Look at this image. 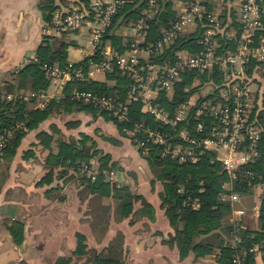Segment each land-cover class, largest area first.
<instances>
[{
	"label": "crops",
	"instance_id": "obj_1",
	"mask_svg": "<svg viewBox=\"0 0 264 264\" xmlns=\"http://www.w3.org/2000/svg\"><path fill=\"white\" fill-rule=\"evenodd\" d=\"M44 1L0 0V95L5 98L3 92L13 87L14 92L11 93L21 94L19 98L26 100L29 111L46 109L49 101L55 100L49 116L27 131L16 153L13 156L0 155V264H94L90 253H77L79 233L86 238V250L98 252H105L115 237L122 233V255L126 264H222L217 261L219 249L204 256L190 251L182 257L176 244L172 246L166 242L176 229L162 206V181L153 174L146 157L130 137L121 134L114 120L99 112L69 109L59 103L65 95L67 82L72 79L71 75L52 78L46 71L47 77L51 78L50 83L40 91H34L31 84L20 85L18 71L38 59L37 50L45 37L67 43V62L91 59L100 50L92 42L90 25L69 32L51 29V22L45 18L42 9ZM52 2L56 9L66 10L74 6L88 8L90 0ZM129 3L133 4V9L121 16L114 28V33L122 38L123 46L137 36L135 27L138 20H134L133 11L141 13L146 8V0ZM157 3L156 13L168 12L167 3L169 12H175L176 16L182 8L179 0H157ZM149 28L148 22L147 28L140 31L138 37L141 41L147 38ZM200 29V25H193L182 34L198 33ZM80 35L89 43H80ZM99 45L117 49L110 39H107L106 45L100 39ZM176 52L192 53L184 48ZM141 59L148 62L151 55L143 51ZM53 66L60 65L55 63ZM88 79L116 84L107 71L91 65ZM260 79L256 81L258 100L260 97L264 99V77ZM195 84L197 82L192 80L185 85L189 93L187 97L193 101L209 89L206 85ZM172 91L168 96L163 95L171 103L175 94ZM162 102H165L163 97ZM21 125L22 128L24 122ZM42 131H46L47 136L41 135ZM84 134L91 137L103 153L111 155L117 168L118 182L143 197L134 202V210L129 216H121L117 212L115 197L84 192L81 181L68 177L73 174L72 169L65 176L62 175V163L49 162L50 155L60 150L59 141L79 140ZM91 162L97 165L98 156ZM51 169L54 170L52 178L44 180ZM223 188L222 199L229 202L232 208L225 221L233 222L237 233L239 229L261 231L263 187L253 186L244 192L236 189L233 183H228ZM144 201L153 205V218L143 212ZM17 222L23 225L24 232V240L20 244L15 241L10 228ZM262 257H256V264H264Z\"/></svg>",
	"mask_w": 264,
	"mask_h": 264
},
{
	"label": "built area",
	"instance_id": "obj_2",
	"mask_svg": "<svg viewBox=\"0 0 264 264\" xmlns=\"http://www.w3.org/2000/svg\"><path fill=\"white\" fill-rule=\"evenodd\" d=\"M131 1L90 0L88 8L74 6L53 11L50 28L55 31L67 32L82 29L85 25L92 26V42L100 49V59L90 60L89 65L107 72L117 66L132 79L129 97L125 101L118 96L82 89H75L74 97L107 111L125 126L124 131L131 134L145 154L149 152V143H152L162 146L163 158L179 162H198L208 156L210 162L219 160L222 163V170L228 175L222 182L224 187L237 182L264 188V172L253 166L264 156V120L259 117L260 110L264 109V100L263 97L258 100L256 94V81L264 77V0H179L182 8L171 27L162 30L161 36L153 42L144 44L138 35L147 28L148 19L158 10L157 0H146V8L135 27L137 36L127 49L119 52L114 47L100 46L104 30L123 5ZM193 25L201 26L198 42L202 49L199 52H176L173 58L167 57L163 61H142L143 51L151 56L162 54L167 45ZM251 58L258 62L253 74L249 75ZM45 68L50 76L87 78L82 66H75L73 62L64 67L46 64ZM194 71H198L193 78L197 82L195 85H206L208 91L197 96L195 101L187 97L173 108L164 104L163 94L168 96L185 75H192ZM215 72L221 75L219 84L211 77ZM201 73L208 74L206 79L200 76ZM185 92L188 89L185 88ZM3 96L7 99L22 97L5 91ZM132 101L141 102L143 111L151 114L157 125L167 124L170 129L162 130L146 119L133 121L131 127L125 125L132 121ZM258 104L262 107L253 114L252 110ZM20 127L21 123H18L0 133V155ZM84 166L92 170V179L99 174L112 178L107 168L97 170L94 162ZM201 205V198L192 195L184 204L193 209ZM233 234L235 240H240L237 229ZM235 244L233 242L232 245ZM251 251L255 257L264 256L261 245L254 246ZM233 264L249 263L239 253H234Z\"/></svg>",
	"mask_w": 264,
	"mask_h": 264
},
{
	"label": "trees",
	"instance_id": "obj_3",
	"mask_svg": "<svg viewBox=\"0 0 264 264\" xmlns=\"http://www.w3.org/2000/svg\"><path fill=\"white\" fill-rule=\"evenodd\" d=\"M42 6L45 18L52 19V13L56 7H53L52 0H45ZM168 12L156 13L150 19V28L148 29V36L144 44L153 42L156 38L161 36L162 30L171 27L172 21L176 18L175 12H169V3H167ZM133 9V4L127 3L117 12L113 17L111 24L104 30L102 40L106 45L107 39H110L119 52L127 49L130 41L122 44V38L114 33V28L121 16ZM135 10V9H134ZM139 10L133 11L135 14L134 20H139ZM141 14V13H140ZM199 31L198 33L179 34L174 42L167 45L163 53L155 56L152 55L151 59L163 61L165 58H173L174 53L178 49H188L191 52H199L202 46L199 44ZM224 42V41H223ZM67 43L58 42L45 37L43 44L37 50L38 59L27 64L24 68L18 71L20 77V85L26 86L31 84L34 91H40L47 88L50 83L47 77L45 65H54L58 63L61 67L68 64L67 62ZM86 58L82 62L75 63V66H82L83 71L87 78L80 79L73 75L72 79L66 84L65 95L60 99L59 103L63 104L69 109L89 110L94 113L99 112L108 116L118 125L119 131L123 136H128L134 144L136 141L124 131V125H121L117 120L110 116L109 113L100 109L92 102L85 101L74 97V89L90 90L98 94H105L110 96H118L121 100L125 101L129 97L132 79L126 75L117 66L112 71H109V78L116 80V84L109 85L106 82L88 79L89 61L100 59V50L96 52L91 59ZM258 61L251 58L248 74H253V69ZM211 74V73H210ZM198 71H194L192 75L187 74L184 79L177 83L176 92L173 98V103L167 101V97L163 96L164 103L173 108L181 100H184L189 95L185 92V85L190 84ZM207 73H201L200 76L206 79ZM211 77L216 79V83L222 82L221 75L217 72L211 74ZM8 92L13 91V87H8ZM164 95V94H163ZM264 96V95H263ZM264 100V99H263ZM49 107L46 109H36L29 111L26 108V100L22 98L7 99L0 95V133L7 129L12 128L18 123L24 122V126L16 130L13 138L5 145L2 154L13 156L19 147L22 138L25 136L29 129L38 125L41 120L47 118L50 110L55 102L54 99L49 101ZM264 105V103H263ZM259 105L253 108V114L259 109ZM130 116L132 121L126 122L125 125L131 127L133 121L146 119L151 125L159 127L162 130H169L170 126L163 123H155L151 114L146 113L142 109V104L139 101H132L130 105ZM259 117L264 120V109L260 110ZM46 131H42L41 135L47 136ZM143 138V135H140ZM91 137L84 134L81 139H72L70 141H59L60 150L58 153L50 155L49 162L52 164L54 161L62 163V175L69 173V168L73 170L71 177H76V173L80 171L83 164L90 163L92 158L98 156V163L100 169L109 168L114 169L115 163L111 162V155L103 153L97 148L96 143L92 141L89 144ZM264 140V138H263ZM147 154L139 147V151L143 154L149 166L157 179L163 183V190L160 193L162 206L165 208L166 214L175 227L176 233L171 235L166 242L170 245H177L179 247L181 256H186L190 251H194L197 256H204L213 253L219 249L217 261L222 264H233L234 253H239L245 262L249 264H256V257L251 249L256 245H261L264 250V198L261 204L260 217L262 220V230H249L239 229L240 240L234 239V223L226 222V216L231 212V205L222 199V194L225 192L222 182L228 178L225 171L222 170V163L217 160L210 162L208 156H204L198 162H179L171 158H163L161 156L162 146L149 143ZM137 145V144H136ZM211 155V152L207 153ZM255 168L264 172V156L259 158L253 163ZM54 174V170H50L44 180H50ZM75 174V175H74ZM69 177V176H68ZM77 178V177H76ZM82 185L85 187L84 192L90 194H102L105 196H113L118 201L117 212L121 216H129L134 210V202L143 199L139 194L134 193L127 185H117L104 178L99 174L93 180L90 176L83 174L81 176ZM236 189L247 192L252 186L246 184H234ZM202 189V190H201ZM199 196L202 200V205L199 208L185 207V201L188 196ZM145 209L151 218L154 217L155 209L152 204L144 201ZM15 241L20 244L24 240L23 225L19 222L14 223L11 227ZM223 234L225 236H223ZM200 236H204L199 239ZM79 243L77 253L85 254L90 253L94 260V264H126L122 255V242L123 234H118L115 239L109 244L104 252L97 250H86L85 236L81 233L77 234ZM231 238H233L231 240ZM235 242V245H232ZM264 259V256L262 257Z\"/></svg>",
	"mask_w": 264,
	"mask_h": 264
},
{
	"label": "rangeland",
	"instance_id": "obj_4",
	"mask_svg": "<svg viewBox=\"0 0 264 264\" xmlns=\"http://www.w3.org/2000/svg\"><path fill=\"white\" fill-rule=\"evenodd\" d=\"M67 32H69V31H67ZM78 39H79V42L81 43H84V44H88L89 42H88V39H86L84 36H78ZM79 57V55L76 57V58H78ZM263 69H264V67H263ZM262 69V70H263ZM254 71H255V69H253ZM259 72H261V70L259 71ZM50 77H52V78H54V76H50ZM203 82V81H202ZM204 84V83H203ZM22 126V125H21ZM21 128V127H20ZM128 135L129 136H131V134L130 133H128ZM136 144H137V142H136ZM135 144V145H136ZM138 148H139V145L137 144L136 145ZM91 162V161H90ZM112 162V161H111ZM85 163L83 164V167H81V169H80V171L79 172H77L76 173V180L77 181H81L82 182V180H81V176L83 175V174H86L87 176H90L91 177V169L89 170V168H86L85 166ZM95 168H97V170H101L100 169V164L99 163H97V165L95 166ZM69 169H71V168H69ZM117 168L116 167H114V169H109V168H107V170H108V174H110L111 176H112V178H106V177H104L106 180H108V181H111V182H113V183H116L117 185H121L118 181V176H117V174H116V170ZM69 177H71V176H69ZM91 179H92V177H91ZM94 180V179H93ZM84 187V186H83ZM252 188V187H251ZM262 189H264V188H262ZM233 238H231V240H232ZM262 255V254H261ZM260 256V255H259Z\"/></svg>",
	"mask_w": 264,
	"mask_h": 264
}]
</instances>
